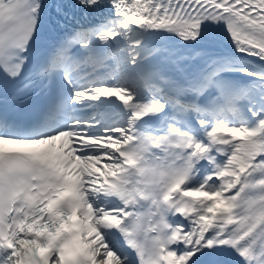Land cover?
I'll return each mask as SVG.
<instances>
[{"label": "snow or ice", "instance_id": "obj_1", "mask_svg": "<svg viewBox=\"0 0 264 264\" xmlns=\"http://www.w3.org/2000/svg\"><path fill=\"white\" fill-rule=\"evenodd\" d=\"M0 264H264V0H0Z\"/></svg>", "mask_w": 264, "mask_h": 264}]
</instances>
